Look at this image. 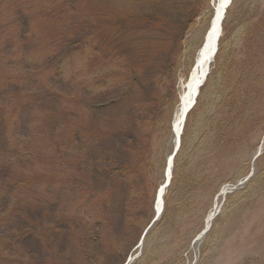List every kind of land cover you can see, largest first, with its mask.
I'll return each mask as SVG.
<instances>
[{
	"label": "rangeland",
	"instance_id": "obj_1",
	"mask_svg": "<svg viewBox=\"0 0 264 264\" xmlns=\"http://www.w3.org/2000/svg\"><path fill=\"white\" fill-rule=\"evenodd\" d=\"M64 1L0 0V60L4 61H0V73L5 72V77L0 79V153L7 149L9 154L4 158L0 155V187H3L1 177L4 172L13 176L14 181L19 175L27 178L29 173L34 176L30 178L34 179L32 183L37 181L34 188H23L18 198L8 195L9 192L14 194L15 185L11 184L10 190L0 189V264H124L123 258L127 253L123 249L137 241L133 250L139 247L135 255H141L144 249V241L140 243L143 227L125 222L128 186L116 182L118 179L109 172L111 160L125 162L129 159L127 148L130 139L136 134V120L145 112L136 111L140 108L138 104L148 105L145 110L149 115L153 114L157 106L154 99L156 91L160 90L162 83H166L167 104L161 105L168 114L174 107V121L172 132L163 129L157 139L153 168H148L152 178L150 201L145 206L146 210L156 213L158 193L165 182L169 159L177 146L174 122L189 80H185V76L204 45L206 30H209V22L212 24L216 9V0H178L180 4H185L186 13L191 4H197L201 15L186 21L182 31L184 46L182 49L179 45L174 47L170 73L159 65V62H168V56L164 59L157 50L154 57L156 66L151 69V73L137 71L131 74L128 82L124 80L122 88L116 86L84 96L87 94L81 82L85 78L82 77L83 72H79L81 65L88 72L84 71L85 74H90L89 82L93 83L100 76L95 75L96 69L109 60L107 49L100 50L103 46L99 49L101 60L93 56L94 59L85 62V65L79 63V53L84 49V34L82 28H73L78 18L68 13H64L62 19L54 16V20L40 30L44 36L36 32L41 25L34 17H41L44 12L51 14ZM144 1L149 5L162 0H90L93 2L91 5L97 8L102 3H109L119 5L123 10L130 3L138 2L139 5ZM2 3L16 8L10 17L14 34L9 35L3 29ZM231 5L228 7L231 8V14L227 18L229 26L225 49L231 52L234 60L239 61L247 44L242 33L243 19L248 13L264 12V0H237ZM175 32L177 34L178 29ZM260 32L264 36L263 28ZM223 36L224 28L220 38ZM100 42L98 34L95 43L99 46ZM215 58L204 82L206 91L203 96L199 94L197 97L196 104L199 106L194 112L190 129L191 143L196 140L206 117L216 109L221 91H224L228 68L216 70ZM260 65L264 81V58ZM18 100L22 102L19 104ZM12 102L13 105L9 106ZM259 110L264 113V106ZM82 120L87 121L94 134L96 131L101 134L100 137L93 136L83 150L88 158L85 170L95 183L105 186L110 195L97 207L102 216L101 223L90 224L94 230L100 228L99 234L96 230V234L88 232L85 237V233L77 237L71 231L70 224L64 221L62 210L69 206L71 200L64 195L60 182L66 176L61 159L73 158L76 166L81 153L80 143L72 130L63 134L56 131L62 128V123L75 128ZM250 149L254 157L264 152V130L252 136L247 156ZM254 157L250 174L235 183H226L215 198L204 217V226L211 214L214 215L213 220L208 231L192 241L187 264L200 263L202 249L208 245L211 250L202 264H264V194L256 196L239 211L224 209L227 194L240 189L257 169ZM38 176L39 179H36ZM196 217L200 223L203 215L198 214ZM81 243L87 245L88 253L82 250ZM25 258L29 260L22 261Z\"/></svg>",
	"mask_w": 264,
	"mask_h": 264
},
{
	"label": "trees",
	"instance_id": "obj_2",
	"mask_svg": "<svg viewBox=\"0 0 264 264\" xmlns=\"http://www.w3.org/2000/svg\"><path fill=\"white\" fill-rule=\"evenodd\" d=\"M177 1L162 0L149 5L147 1L139 5L138 2H133L124 6L123 10L115 4L102 3V6L97 8L91 5L93 2L90 0H65L53 9L51 14L44 12L45 14L41 13V17H34L35 21L41 25L39 30L35 31L38 35L44 36L40 30L47 27L54 20V16L62 19V15L68 13L78 18L73 28L78 30L82 28L84 34L82 38L84 49L79 53V63L83 62L85 65V62L94 59L93 56L100 59L99 49L102 46L100 50L107 49L109 60L96 69L95 75L100 76H97V80L93 83L89 82L90 74H85L88 72L81 65L82 69L79 72L82 71V77H85L81 82L83 91L87 94L84 96H90L116 86L124 87V80L128 82L131 74L137 71L151 73V69L156 66L157 60L154 57L157 50L164 59L168 56V62H159V65L164 66L170 73L174 47L179 45L182 49L184 46L182 31L186 27V21L200 14L197 4L194 6L191 4L190 10L186 13L185 4ZM235 1L237 0H232V5ZM71 3L74 5L68 6ZM2 4L4 6L2 8L4 19L1 22L3 29L9 35L14 34L15 29L10 26V17L14 15L16 8ZM42 7L44 8L43 3ZM229 13L231 14V8H228L223 21L225 36L220 38L214 62L216 70L228 68L224 91H221L222 95L216 109L206 117L196 140L192 143L189 140L190 129L198 103L188 113L181 135V145L174 158L172 179L164 194L163 212L147 230L141 255L130 264H187L189 247L194 238L204 229V217L223 186L245 178L252 171L254 154L250 149L249 156L246 155L248 144L254 134L264 130V113H260L259 110L264 106V81L260 67V62L264 58V36L260 32L262 28L264 29V12L248 13L243 19L242 33L247 44L242 51L243 57L239 61L234 60L231 52L228 53L225 49ZM174 28L178 29L177 34L175 32L177 29L172 32ZM98 34L101 37L99 46L95 43ZM0 61L4 62L2 59ZM194 64L187 71L185 80L189 79ZM107 75L109 77L105 79ZM4 77L5 72L0 73V79ZM162 84L160 90L156 91L155 98L153 97L157 105L153 114L149 115L145 110L148 105L138 104L140 108L136 111L145 112L136 120V134L130 139V145L127 148L129 159L125 162L111 160L112 166L109 168V172L118 179L116 182H122L128 186L125 222L135 227H143L144 232L156 215L154 211L145 208L150 201L152 184L148 168H153L155 146L160 133L166 128L172 132L174 121V107L169 114L165 112L167 109L162 108L168 96L167 85ZM201 87L200 97L206 91V84ZM0 96H2L1 93ZM22 100H18V103L20 104ZM8 105L12 106L13 102ZM61 127L56 132L59 134L67 130L75 132L81 149L76 166L73 158L61 159L66 176L60 183H62L64 195L71 200L69 206L62 210L65 216L64 221L70 224L71 231L77 237L83 233L85 237L88 232L93 235V233L96 234L97 228L92 229L90 224H100V217H102L97 207L101 202L106 201L110 194L105 186L95 183L88 175L85 170L88 158L83 150L93 136L100 137L101 134L97 131L94 134L86 120L77 123L75 128L66 123H62ZM7 154V149H3L0 153L3 158ZM255 164L257 169L247 182L240 189L227 194L224 209L239 211L256 196L264 194V152L255 159ZM1 178L3 187L0 189L10 190L11 184L15 185L16 189L12 190L14 194L9 192L8 195H14L17 198L20 197L23 188L27 186L34 188L37 182L32 183L34 179L30 178L34 176L30 173L27 178L19 175L14 181L13 176L4 172ZM36 179H39V176ZM198 214L203 215L200 223L196 221ZM136 243L125 246L123 250L127 254L123 262L127 261L130 252V256H134L139 251V247L133 250ZM81 244L82 250L88 253L87 245ZM117 248L119 252V247ZM210 250L209 245L202 249V261L198 264H202ZM124 252L121 253L123 256ZM24 260L26 262L29 259L25 258L22 261Z\"/></svg>",
	"mask_w": 264,
	"mask_h": 264
},
{
	"label": "bare ground",
	"instance_id": "obj_3",
	"mask_svg": "<svg viewBox=\"0 0 264 264\" xmlns=\"http://www.w3.org/2000/svg\"><path fill=\"white\" fill-rule=\"evenodd\" d=\"M226 2L227 0H216L215 3L216 17L214 18L213 31L211 32V35L209 37V42L206 44V46L203 49L201 48L197 56L191 76L186 84V89L184 90V93L181 97L180 111L174 122V131L176 136L181 133V126L184 121L186 109L193 101L197 88L201 87V82L203 81L208 66H210L211 62L214 60L212 53L213 50L215 49L214 47L216 46V43L219 40L218 37L220 35V32L223 30L222 28L223 20H224L223 13L225 8H228L225 5ZM168 174H169V168H168ZM161 193H162V188L158 193L157 210L161 208ZM212 220H213V215L211 214L208 218V224H210Z\"/></svg>",
	"mask_w": 264,
	"mask_h": 264
},
{
	"label": "water",
	"instance_id": "obj_4",
	"mask_svg": "<svg viewBox=\"0 0 264 264\" xmlns=\"http://www.w3.org/2000/svg\"><path fill=\"white\" fill-rule=\"evenodd\" d=\"M231 3H232V0H227V2L225 3L226 7H228ZM226 11H227V8H225V10H224L223 18H224V16H225ZM215 17H216V13H215L214 18H215ZM214 18H213V21H212L211 27H210V29H209L207 35H206V39H205V42H204V45H203L202 49H203V48L206 46V44L209 42V37H210L211 32L213 31V28H214ZM221 33H222V31L220 32V35H221ZM220 35H219V37H220ZM219 37H218V39H219ZM214 48H215V49L213 50V53H212L213 57L216 55V53H217V51H218V48H219V40H218V42L216 43V46H215ZM209 71H210V66H208V68H207V71H206V73H205V75H204V78H203V81L201 82V85L204 84L205 79L207 78V75H208ZM199 92H200V88L198 87V88H197V91H196V93H195V95H194L193 101L191 102V104H190V105L188 106V108L186 109L185 116H184V121H183L182 126H181V132H183L184 122H185V120H186L187 114H188V112L193 108V106L195 105L196 100H197V96H198ZM180 144H181V133L177 135V146H176V148H175L173 154L171 155V157H170V159H169V174H167V180H166V182L160 187V189L162 188V193H161V208L157 211V214H156L155 218L153 219V221L151 222V224L154 222V220H156V219L159 217V215L161 214V212H162V210H163V208H164V198H163V194H164L165 191H166V187H167V186L170 184V182H171V178H172V168H170V167H173V165H174V157H175L177 151H178L179 148H180ZM151 224H150V225H151ZM209 227H210V225L207 224V225H206V228L202 231V233H201L197 238L202 237V235L208 231ZM145 233H146V232H145ZM145 233H144V235L142 236V240H143V238H144V236H145ZM142 240H141V243H142ZM129 260H130V258L128 259V261H129ZM128 261H127L125 264H129Z\"/></svg>",
	"mask_w": 264,
	"mask_h": 264
}]
</instances>
